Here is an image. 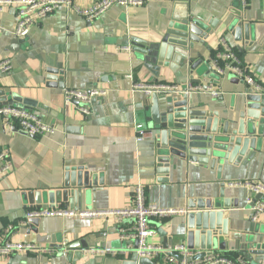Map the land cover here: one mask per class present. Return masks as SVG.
<instances>
[{
  "label": "crops",
  "instance_id": "crops-1",
  "mask_svg": "<svg viewBox=\"0 0 264 264\" xmlns=\"http://www.w3.org/2000/svg\"><path fill=\"white\" fill-rule=\"evenodd\" d=\"M78 1L89 7L94 0ZM0 6V61L9 59L12 63L9 72L0 73V89L30 100V110L57 127L52 135L32 136L0 117V150L8 152L12 163L11 169L0 177V237L9 225H15L16 230L9 235L11 241L56 249L52 255H0V264H122L125 259H138L136 240L123 239L113 217L46 216L41 217L38 227L29 221L20 223L31 208L24 193L59 188L69 167L88 172L97 189L94 195L91 192L79 201L77 210L124 208L131 203L134 186L142 183L147 202L190 211L192 199L219 197L221 186L225 187V198L230 203L223 209L228 234L220 236L213 252L243 255L246 238L256 230H264V217L257 222L252 220L248 188L231 183L264 182V132L258 136V149L251 161L225 162L218 170L178 160L169 173L158 174L157 132L150 129L144 110L151 105L152 94L134 88V84L208 86L216 95L206 89L196 91L188 94L190 104L209 114L217 112L224 120L237 119L249 87L243 79L216 72L212 59L221 49L220 39L224 37L246 68L264 84V0H249L247 7L241 0L117 3L97 19L58 8L32 27L27 41L16 51L9 47L17 36L18 3L4 2ZM238 15L244 23H254L250 42H246L244 34L242 40L234 35L230 24ZM186 18L208 28L214 26L204 43L193 45L190 56L201 58L210 66V77L191 78L186 65L171 63L160 70L150 67L135 50L159 41L170 23ZM127 46L129 50L125 49ZM50 70L58 72V82L47 78ZM60 83L65 87H60ZM94 88L106 89L107 95L93 101L89 115L83 114L76 103L65 102L66 89ZM6 103H12L9 96H0V105ZM138 123L150 130L140 141ZM57 207L73 208L69 202ZM185 221L186 214L153 218L154 235L149 242L164 247V235L160 233L163 228L170 246L187 245L178 238L185 231ZM155 263L171 264L164 256L155 259Z\"/></svg>",
  "mask_w": 264,
  "mask_h": 264
},
{
  "label": "water",
  "instance_id": "water-1",
  "mask_svg": "<svg viewBox=\"0 0 264 264\" xmlns=\"http://www.w3.org/2000/svg\"><path fill=\"white\" fill-rule=\"evenodd\" d=\"M264 16V15H263ZM241 16L230 24L237 40L250 42V30L254 23H244ZM211 28L199 21L191 22L188 18L175 20L170 23L166 33L155 43H145L144 48L135 50L150 67L168 68L171 63L178 67L186 65L191 78L196 76L210 77V66L203 60L191 58L193 45L204 43L211 35ZM28 36H15L10 51L19 49ZM58 72L50 70L47 77L51 81L59 80ZM65 87L64 83L59 84ZM8 95L12 104L31 108V101L24 99L15 92L0 89V96ZM188 94L171 96L153 93L151 105L145 107L146 119L150 129L156 131L155 167L158 174H167L171 165L178 160L188 163H198L204 167L221 170L225 164L235 160L251 161L257 152L258 136L264 132V94H258L252 88H247L244 95L243 109L237 119L224 120L219 113H208L206 109H199L190 104ZM168 181V178H161ZM103 184V180L100 181ZM94 180L88 172L80 167L66 169L63 184L48 192L30 190L24 193L26 202L32 209L55 208L57 204L69 202L77 209L79 201L88 198L89 193L95 194ZM225 187L221 186L219 197L197 198L189 202L190 211L186 214L185 231L178 235L181 242H186L191 249L201 250L193 259L202 258L213 252L214 244L219 242L220 236L228 234V221L224 217V208L229 207V200L225 198ZM41 218H30L29 223L38 227ZM37 230V229H35ZM166 230L164 248H169V237ZM136 241V248H137ZM241 253L249 263L264 264V230H256L250 234L243 244ZM168 254L179 261L182 257L176 252ZM122 264H156L155 259H125Z\"/></svg>",
  "mask_w": 264,
  "mask_h": 264
},
{
  "label": "built area",
  "instance_id": "built-area-1",
  "mask_svg": "<svg viewBox=\"0 0 264 264\" xmlns=\"http://www.w3.org/2000/svg\"><path fill=\"white\" fill-rule=\"evenodd\" d=\"M18 3L15 33L18 37L24 38L29 35L32 27L45 17L52 14L58 8L67 11L73 10L78 14L88 18L97 19L102 17L113 5L120 3L123 5H143L144 0H94L89 7H84L78 0H0V4ZM242 5L247 7L249 0H241ZM0 11L2 8L0 6ZM221 49L213 56V68L219 74L232 75L243 79L248 87L255 93L264 94V84L246 68L242 58L236 49L226 40L220 39ZM125 49L129 50L127 46ZM12 69L11 60L0 61V73L9 72ZM134 88L144 89L148 94L159 93H179L192 94L196 91L205 90L216 95L208 86L202 85H183L176 83H163L158 85L134 84ZM65 102L68 104L76 103L78 109L85 115L91 113V105L94 100L103 98L107 95V90L94 88L90 90L66 89ZM0 117L9 124H16L19 129L32 136L54 134L57 127L46 122L40 115L30 109L6 103L0 105ZM138 134L137 140H143L149 134L146 126L142 123L136 125ZM12 167L11 159L6 150H0V177L8 172ZM231 185H244L250 192L251 218L257 222L261 216L264 217V182L245 180L231 183ZM186 208L162 207L156 203L147 202L146 191L142 183H138L133 188L132 200L129 205L121 209L111 210H77L74 208L55 207L48 209H28L25 217L20 223H27L30 218L62 216L66 218H94V217H113L119 225V232L123 239L137 241L136 254L138 259L150 258L158 259L162 256L170 261L171 264H251L241 254L235 257L225 253L212 252L209 255L193 259L201 252L191 249L185 244H178L164 248L162 245L152 244L149 238L154 235L151 224L153 218L169 217L174 215L187 214ZM16 230L15 225H9L0 237V255H13L19 252L37 253L39 255H52L56 253L53 247H45L32 242H13L9 235ZM95 251V250H91ZM176 252L182 257V261L170 256L168 252Z\"/></svg>",
  "mask_w": 264,
  "mask_h": 264
},
{
  "label": "trees",
  "instance_id": "trees-1",
  "mask_svg": "<svg viewBox=\"0 0 264 264\" xmlns=\"http://www.w3.org/2000/svg\"><path fill=\"white\" fill-rule=\"evenodd\" d=\"M228 255L235 257V256L238 255V254H228Z\"/></svg>",
  "mask_w": 264,
  "mask_h": 264
}]
</instances>
